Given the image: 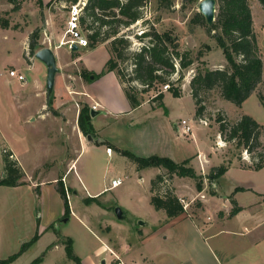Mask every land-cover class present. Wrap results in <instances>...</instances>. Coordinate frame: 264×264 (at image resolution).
<instances>
[{
	"label": "rangeland",
	"instance_id": "1",
	"mask_svg": "<svg viewBox=\"0 0 264 264\" xmlns=\"http://www.w3.org/2000/svg\"><path fill=\"white\" fill-rule=\"evenodd\" d=\"M50 1L41 0L44 7L39 8L35 1L20 0L15 9L6 0H0V137L7 136L13 140L16 152L22 155V159L28 165H36L37 162L47 164L48 160L42 162L46 157L54 161L69 157L76 159L75 171L68 178L75 180V189L81 194H85L81 178L86 180L89 193L110 185L112 177L121 178L122 183L100 199L105 207L118 203L116 207H122L123 213H125L124 209L134 212L140 207L144 208L145 197L149 196L150 180L158 170L150 168L137 172L135 165L119 152L127 150L140 157L153 155L167 157L176 163H181L191 157L198 159L199 152L202 151V161L207 158L209 161H206L205 165L198 163L197 169H200L196 171L194 169L196 175L202 178L201 191H197L196 181L193 179L169 177L165 170L159 174L166 179L170 178L168 186L175 195V190L183 195L176 196L186 207V212L191 214L200 212L204 204V214L209 220H215L219 205L221 208L224 206L221 205L223 200L220 197L229 195L237 186L246 188L247 190L237 195V199L241 204L251 206L248 212L252 217L244 225L237 226L242 227V231L245 226L248 232L246 235H240L239 230L235 235L226 232L220 238L225 239V242L229 238L232 241L227 242L229 251L233 255L232 264H264V167L260 170L251 169L255 164L264 165V109L257 98L258 95L264 96V9L259 2L247 0L257 41V55L262 61L261 82L242 106L237 107L225 101L218 88L198 89V104L192 98L190 82L198 71L205 68L221 70L227 68L225 58L212 38V33H207L205 25L191 23L198 14L197 7L201 0L185 5L181 0H170L169 6L167 5L169 0H146L140 9L142 16L140 20L127 27H118L117 36L125 38L129 48L125 61L117 62V69L126 75L125 79H129L133 68L131 52L139 51L141 46L147 43L148 39L142 41L137 38L147 30L158 33L170 32L177 40L179 52H187L192 64L182 70L180 75L175 74L169 79L172 87L180 92L179 98H174L168 91H164V85L155 84L147 93L140 96L141 105L132 107L124 88L133 87V91H136L141 90L142 87L135 82L123 83L118 79L117 74L105 70L108 59L105 48L90 50L88 46L85 49L80 48L79 52L74 54H67L65 50H55V47L65 40V25L71 5L64 0H52L48 6H45ZM82 1L87 0H78L77 3ZM94 26L98 24L95 23ZM80 27L86 35V26L81 24ZM103 29L110 31L112 27L107 26ZM33 33L37 34L38 45L42 48L50 47L57 58L59 71L55 75L56 93L52 96L51 104L59 105L60 109L74 111L72 121L68 111L67 113L65 111V114L70 117V121L66 117H59L61 136L57 138L56 128L53 129L54 135H52L48 126L35 122H22V116L27 110L38 108L42 98L33 95L20 104L19 93L23 92L19 90L20 82L16 78L13 80L12 77H8L9 71H18L17 66L21 61L25 59L27 62L29 58H34L30 56L28 49L29 39ZM112 39L113 37H110L102 44L107 43L109 55L114 58L110 50ZM77 56H80L79 62L76 60ZM237 60L240 58L238 57ZM35 61L43 64L37 59ZM175 65L177 66V62ZM16 81L19 83L17 84ZM159 91L168 93L163 100V107H159V101L153 99ZM91 101L99 102L102 108L98 109L100 113L92 118L96 130L94 137L90 136L89 139L88 136L85 137L80 133L76 116L83 106L91 110ZM197 108H202L201 119L195 117ZM242 115L251 116L262 128L259 144L252 151L238 148L233 142H225L218 134L216 122L218 118L234 123ZM35 116L39 117L40 114ZM180 120H186L191 125V135L176 130L177 126L174 127V123L178 125ZM107 149L110 150L109 156ZM4 151L8 152L0 148V177L4 175L2 157ZM232 163L236 167L231 166L222 178L214 183L208 180V173L213 168L222 165L229 167ZM188 166L192 167L190 163ZM13 196L22 202H30V198L15 196V193ZM71 197L74 206L83 207L76 196ZM9 198V195L4 194L3 189H0V234L5 236L4 244L0 243V260H5L18 251L15 241L17 238L24 239L29 233L24 209L17 210V215L5 210L4 202ZM199 203L201 208L197 206ZM228 210L222 208L220 217L225 219L232 217L229 215L231 209ZM112 215L116 216L115 208ZM127 217L132 224L123 221H120V224L130 230L133 226L138 228L139 221L130 215ZM91 220L100 223L103 220L102 212L95 210ZM225 227L228 230V228L235 229L236 226L233 227L232 222H228ZM59 228L61 233L77 240L75 249L79 253H82L81 249L84 248V240L86 245L92 248L100 246L93 230L90 232L74 219L65 222ZM253 240L259 241L256 246H251ZM39 247L45 249V242L42 241ZM64 252L63 249L57 250V263L74 264L67 259ZM38 255L30 251L14 264H29Z\"/></svg>",
	"mask_w": 264,
	"mask_h": 264
},
{
	"label": "crops",
	"instance_id": "2",
	"mask_svg": "<svg viewBox=\"0 0 264 264\" xmlns=\"http://www.w3.org/2000/svg\"><path fill=\"white\" fill-rule=\"evenodd\" d=\"M64 47L66 48L63 49ZM80 48L82 47H78L77 51L71 52L67 46L59 45L55 47V50H65V53L68 54L78 53ZM97 48H105L108 59L110 58L107 43L99 44L94 48H90V50H96ZM79 58L80 56H77V62H79ZM27 62L24 59L17 66V72L22 74L26 79L25 84L19 82L18 84L16 81L19 86V90L23 91L19 93L20 104L26 102L27 98L33 95H39L42 98V101L38 108L27 110V112L22 116V122H35L37 124H41L42 126H48L52 131L50 132L52 135H54L53 129L56 128V138L60 137L59 117H66V119L70 121L69 116H71L72 121L74 111L72 112L71 110L60 109L59 105H55L54 103L48 105V96L45 91L46 67L45 65L36 62L35 58H29ZM111 72L116 74L115 71ZM8 77L10 76L8 75ZM13 80L15 79L13 78ZM55 85L56 80L54 81V87ZM55 91L56 89L53 88V95H55ZM167 94L168 93L164 94L163 100ZM90 105L91 107L96 106L95 116L98 115L100 113L98 109L102 108L101 104L97 101H91ZM65 111L66 113L67 111L70 112V114H68L69 116H66ZM78 113L76 118H78ZM35 114H40V116L34 117ZM59 114L62 115L59 116ZM91 123L94 127V121L92 118ZM176 126L177 124L174 123V127ZM94 130H96L95 127ZM16 138L18 137L16 136ZM15 146L16 145L13 140L7 138V136H4L3 138L0 137V148H4L12 154L13 158L17 161L24 173V177L21 179V182H23L22 185L15 187L0 186V189H3V193L9 195L10 197L9 200L4 202V208L7 212L11 211L13 215H17V210H25L24 218L29 224V233H27L24 239L17 238V241H15L18 246V250L21 244L28 241L35 233H38V239L28 250L9 264L16 263L30 251H34L39 254L36 257L41 259L39 264H59L57 263L56 258L57 250L62 251L63 249L65 251L63 243L67 240V238L71 239L73 252L77 257H79L82 264H111L115 257L120 259V261L125 264H232L233 255L230 253L229 245L227 244V242L232 241L229 238L225 242V239L223 240L220 236L226 232H232L231 234L235 235L238 230L240 235H246L248 232L245 226L243 227V231L242 227L237 226L244 225L252 217V214L249 215L248 212L251 206L243 205L237 199V195L242 191H234L236 188H243L244 191L247 190L244 187L237 186L232 192H230L229 195L220 197L223 200L221 205L224 204L222 208H225L226 210L231 209L232 205L229 202L230 197H232L241 208L237 214L228 219L220 217V211L222 208L219 205V209L216 210L215 220H209L208 216L205 217L204 214V204H202L203 210L200 212H194L191 214L185 211L183 214L175 218H167L163 210H156L151 205L150 198L152 193L150 192L149 186V196L148 198L145 197L143 203L144 208L139 206L140 208L136 209L134 212L124 209L126 214L122 212L124 219L120 220L116 218V216L112 215L114 208H118L116 207V205L118 206V203L105 207L100 199L104 194L114 190L115 188H110L109 185H107L106 187L95 190L94 193H89L87 191L88 187L86 185V180H83L80 177L85 194H81L75 189V180H69L68 176L75 171L76 159L69 157L65 160H60L59 158L54 161L53 159L51 160L49 157H46L42 162L48 160L51 163L47 161V164H39V162H37L36 165H28L25 160L22 159V155L16 152ZM202 155L203 153L200 151V157L198 156V159L192 157L189 159V163L195 171L200 169H197L198 163L205 165L206 161H209L208 158L207 160L205 159V161H202ZM231 166H234V164L232 163L229 167H227V171L221 176V178L229 171ZM148 169L150 168L143 170L136 169V171L142 172ZM154 169L158 170V173H156L155 176L163 171V169L160 168ZM84 175L86 177V174ZM79 176L80 175H77V177ZM114 178L116 179L119 177H112L111 179ZM183 178L186 177H182L181 179ZM57 181H61L67 191L66 193L69 205L68 216L64 215V202L57 192ZM212 183H214V181H212ZM23 190L25 191L22 192ZM13 193H15V196H22L21 198L24 199L30 198V202L17 200L16 197L13 196ZM175 193L178 197L183 196L178 190H175ZM72 195L79 199L81 205L83 204V207L74 206L71 201ZM226 196H228V198H226ZM86 198H96L99 204H96V202L85 204L83 200ZM201 203H203V201H201ZM121 209L122 207L120 210ZM95 210L102 212L103 220L100 223H95L91 220V216L95 213ZM127 215H130L136 221H139L137 224L138 228L133 226L130 230L127 226L120 224V221L127 223L130 222ZM71 219L80 223L82 227L88 229L90 232L93 230L92 232L96 234H94V236L100 242V246L92 248L90 245H86L84 240V248L81 249L82 253L77 252L75 249V243L77 240L64 235L61 233L59 228L62 224L69 222ZM228 222H232L233 227L236 226L234 227L235 229L228 228L227 230L225 226ZM129 224L132 223L130 222ZM17 225L18 223L16 226ZM4 237L5 236L3 234H0V243L4 244ZM42 241L45 242V249L39 247ZM257 242L259 241H251V246H256Z\"/></svg>",
	"mask_w": 264,
	"mask_h": 264
},
{
	"label": "trees",
	"instance_id": "3",
	"mask_svg": "<svg viewBox=\"0 0 264 264\" xmlns=\"http://www.w3.org/2000/svg\"><path fill=\"white\" fill-rule=\"evenodd\" d=\"M17 9L20 0H6ZM35 1L39 8L44 7L41 0ZM70 5H74L78 0H64ZM146 0H87L80 15V25L86 26V37L88 46L94 48L110 37V50L114 58L110 57L105 65L106 71H116L119 80L125 82H135L142 88L133 91V87L125 89V94L132 107L141 105L140 96L147 93L148 89L155 84L167 85L166 91L174 98L180 97L178 89L172 87L170 78L175 74H179L187 69L192 60L187 52L180 53L175 37L170 32L158 33L156 31H143L137 38L139 40L148 39L147 43L142 45L139 51L131 52L132 58V74L129 79H125L126 75L119 71L118 61H125L129 43L123 37H118V27H127L142 18L141 7ZM183 5L194 3L197 0H181ZM264 9V0H257ZM48 2L45 6H48ZM170 0L167 5L169 6ZM167 6V7H168ZM90 19V20H89ZM89 21V22H88ZM95 23L98 26H94ZM191 23L205 25L207 33L212 35L217 47L227 63L225 69H208L198 71L192 78L190 84L192 86V98L198 104V89L210 90L218 88L221 97L237 107L242 104L254 93L257 85L261 82L262 77V61L257 55V41L252 27V15L247 0H216L215 20L211 26H208L203 17L196 14ZM111 26L112 29L104 30V27ZM6 27V24H4ZM117 36V37H116ZM37 34L30 36L28 49L30 56L41 49L38 45ZM74 54V53H73ZM240 60H237V58ZM177 62V66L175 65ZM86 76V75H85ZM181 78V76H180ZM126 80V81H125ZM53 94L48 99V105H51ZM164 93L159 91L154 96V101H159L158 106L163 107ZM260 105L264 109V96H257ZM90 108L83 106L78 113L77 126L80 133L87 137H94L95 130L91 123ZM203 116L202 108H197L195 117L201 119ZM218 124V134L225 142H233L236 147L244 148L246 151H252L258 146L259 136L261 133V125L249 115H242L239 120L229 123L223 118L216 120ZM121 156L126 157L136 166L137 170L147 168H160L167 172V175L186 177L196 181L197 191L203 189L202 178L197 176L194 169L189 167L190 160H184L176 163L167 157L149 156L140 157L133 153L123 150L119 152ZM4 163V177H0V186L15 187L22 185L21 179L24 173L9 152L2 155ZM264 167L262 164H255L254 170H260ZM227 171V166H218L208 173L210 182L216 181ZM165 176L156 175L150 182V198L151 205L156 210H163L167 218H175L185 212L180 199L174 194L173 190L168 186V180ZM57 192L64 202V215L69 214V205L66 197V189L61 181H57ZM235 192L244 191L243 188H236ZM85 204L96 202V198H86L83 200ZM232 205L230 216L237 214L241 208L237 205L232 197L229 198ZM264 204V197H263ZM201 208L200 203L197 205ZM38 239V233H35L28 241L21 244L19 250L6 258L0 260V264H9L17 259L22 253L28 250ZM67 259L73 261L74 264H82L72 248L71 239L63 243ZM40 258L34 259L30 264H39Z\"/></svg>",
	"mask_w": 264,
	"mask_h": 264
},
{
	"label": "built area",
	"instance_id": "4",
	"mask_svg": "<svg viewBox=\"0 0 264 264\" xmlns=\"http://www.w3.org/2000/svg\"><path fill=\"white\" fill-rule=\"evenodd\" d=\"M86 2H78L74 5H71L69 11V17L65 25L64 38L65 40L61 41L60 45H66L67 48L71 51L73 45L77 47L86 48L88 47V40L85 34H83L82 29L80 27V15L82 13V9ZM8 75L12 78H16L20 83L25 84V77L17 72L16 70H11L8 72ZM168 88L167 85L163 86V90L166 91ZM96 110V106L91 107V111ZM177 130L182 134H192L191 125L186 120H180L177 125ZM5 152V151H4ZM107 154H110V150L107 149ZM122 183L121 178L112 179L110 181V188H116ZM184 210L186 207L183 206ZM111 264H125L120 261L117 257H115L114 261ZM133 264V263H131Z\"/></svg>",
	"mask_w": 264,
	"mask_h": 264
},
{
	"label": "water",
	"instance_id": "5",
	"mask_svg": "<svg viewBox=\"0 0 264 264\" xmlns=\"http://www.w3.org/2000/svg\"><path fill=\"white\" fill-rule=\"evenodd\" d=\"M198 14H200L205 23L208 26H211L215 20V11H216V0H201L198 4ZM78 47L73 45L71 48V52L77 51ZM34 58L41 61L46 67V80H45V88L48 99L51 97L54 88L55 75L58 73L56 56L54 51L49 47H44L37 50L34 53ZM91 118L95 116V112H90ZM90 139L91 137L88 136ZM4 177V175H3ZM115 215L118 219H124L120 208H115Z\"/></svg>",
	"mask_w": 264,
	"mask_h": 264
}]
</instances>
